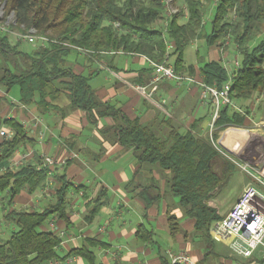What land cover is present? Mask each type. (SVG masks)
I'll return each instance as SVG.
<instances>
[{
    "label": "trees",
    "instance_id": "trees-1",
    "mask_svg": "<svg viewBox=\"0 0 264 264\" xmlns=\"http://www.w3.org/2000/svg\"><path fill=\"white\" fill-rule=\"evenodd\" d=\"M174 1L177 0H171ZM178 1L183 3L182 7L166 15L163 0H0L3 18L13 13L10 28H16L19 33L34 29L35 34L47 37L49 44L36 51L23 52L17 49V44H10L6 33H0V86H4L5 91L17 87L18 101L24 106L36 100L38 107L45 109L52 106L61 92H67L70 104L85 111L88 119L113 115L116 109L95 101L89 77L75 73L68 66L67 56L71 50L79 49L88 54L122 51L162 62L170 56L169 42L175 56L172 64L175 71L193 75V66L184 65L182 52L207 23L209 30L201 35L207 47L231 38L241 56L231 77L230 99L251 102L255 94L263 95L255 109L264 117V34L257 37L258 32L264 31V0H215L208 22L203 19L202 0ZM180 18H185L184 22H179ZM158 20L165 22L163 27L153 26ZM12 55L15 59L9 61ZM199 76L204 84L217 88L229 79L220 60L204 61L199 67ZM3 98L0 96V103ZM251 114L250 105L242 112L229 106L221 107L213 127L220 130L242 126ZM163 124L160 131L165 133L160 136L152 126L136 119L127 120L118 128L117 140L131 148L139 165H157L170 172V193L177 197V204L192 221L193 233L207 245L205 255H208L216 243L210 239L209 227L221 217L209 201L234 167L218 161V150L209 138L192 131L194 125L179 131L170 123ZM1 125L13 130V134L0 141V167L6 166L19 145L30 141L16 118L0 116ZM212 137L216 138L214 132ZM39 163H26L16 169L7 167L0 172V193H7L11 201L23 190L31 194L41 189L50 171L47 167L36 169ZM69 187L70 183L61 178L55 189V201L48 207L40 211L10 210L5 215L16 229L0 243V264H43L58 257L56 249L60 238L40 227L52 215L68 221ZM141 193L147 205L158 199L149 195L147 187ZM102 204L103 192H100L90 203L87 220L94 217ZM166 222L172 239L180 234L175 215L167 212ZM136 236L148 240L150 232L140 225ZM68 254L84 257L93 264L94 255L84 246ZM160 259L161 264H169L165 254H161Z\"/></svg>",
    "mask_w": 264,
    "mask_h": 264
},
{
    "label": "crops",
    "instance_id": "crops-1",
    "mask_svg": "<svg viewBox=\"0 0 264 264\" xmlns=\"http://www.w3.org/2000/svg\"><path fill=\"white\" fill-rule=\"evenodd\" d=\"M73 53L75 56H70ZM205 57L207 60H220L219 54L210 50H207ZM67 59L68 66L75 73L89 77L95 101L110 105L117 112L90 120L85 111L70 104L67 92H61L52 101V106L45 109H40L36 100L24 106L18 101L17 87L5 91V87L0 86V96L4 97L0 103V116L3 119L16 118L20 124L26 123L25 133L30 139L15 149L6 167L16 169L26 163L36 164L42 154L58 161L41 189L31 194L23 190L11 201L7 193H0V243L5 242L16 229L5 215L10 210L40 211L48 207L54 203L55 189L63 178L70 183L66 204L68 221L52 215L40 228L57 236L62 230L65 235L60 238L56 249L58 257L43 264H90L84 257L68 254L72 249L83 246L93 253V264H161L160 255L169 248L187 251L197 264H237V260L263 263L258 250L249 260H245L231 255L227 246L220 243L229 256L223 255L215 247L213 252L205 255L207 245L199 238L195 241L192 235L186 238L185 233H180L172 239L164 218L167 204L160 189L165 173L157 165H139L131 148L122 146L117 140L118 128L124 126L127 120L135 119L157 128L164 127L163 123L167 122L179 131L194 125L192 131L206 137L213 105L208 99H201L199 86L162 80L151 93L150 97H155L151 101L135 88L145 86L149 91L152 69L146 56L122 51L88 54L73 49ZM198 61L197 58L193 63H185L183 59L185 66H193L196 79H200L201 64ZM178 97L180 102L190 105L194 115L183 117L179 114V107L176 106ZM247 102L243 104L246 106ZM155 109L165 114L162 119H157ZM1 128L10 129L6 125H1ZM214 132L216 138H213V146L234 153L231 149H244L252 141H264V117L251 114L242 126L215 128ZM10 162L16 163L9 166ZM243 162L264 180V167L263 164L260 166V161ZM249 179L264 195V187L256 179ZM144 187H147L150 196L158 197L151 205L146 204L145 196L141 193ZM242 188L233 202L221 212L214 198L211 200L220 216L232 206ZM100 192H103V204L94 217L87 220L90 203ZM140 225L150 232L148 240L136 236ZM190 225L186 228L188 233L192 232Z\"/></svg>",
    "mask_w": 264,
    "mask_h": 264
},
{
    "label": "built area",
    "instance_id": "built-area-1",
    "mask_svg": "<svg viewBox=\"0 0 264 264\" xmlns=\"http://www.w3.org/2000/svg\"><path fill=\"white\" fill-rule=\"evenodd\" d=\"M165 6H167L168 0H163ZM168 9V7H167ZM174 11H168L166 15H169ZM0 13H2L0 6ZM19 39L28 43L48 42V38L35 34L34 29H30L25 33H18ZM147 58V57H146ZM147 61L152 69V74L149 82V91L145 86H135V88L144 96L150 97L151 93L157 88V84L162 80H172L175 83H194L199 86L201 90V99H208L212 105V114L209 124L210 141L215 146L212 132L215 129L213 127L214 119L216 118L221 107L229 106L239 112H242L240 108L234 105L233 100L230 99L228 91L231 85V77L233 72L238 66V61H233L232 64L225 66L229 79L222 85L221 88L216 86H208L202 82L201 79H196L190 74L177 73L172 64L167 62V58L162 62L153 61L147 58ZM23 129H27V124H21ZM233 128V127H232ZM13 130L0 129V137L2 139H8L12 136ZM42 135V134H41ZM16 162H10V165H14ZM58 163L52 156L42 154L40 157V163L37 164L36 169L43 167L49 168V171ZM234 163L240 166L242 170L246 171L248 175L256 179L263 187L264 180L257 177L254 172L247 169V164H240L236 161ZM6 166H2L1 171L6 170ZM9 168V167H8ZM65 235L64 231L58 232V237L62 238ZM210 239L216 243H221L227 246L231 254L236 257H240L245 260H249L253 253L258 250L263 259V263H258L254 260L247 262H239L238 264H264V195L252 184H247L243 187L235 202L228 209V211L222 215L219 219L212 222L209 227ZM115 254V253H114ZM169 264H197L196 261L185 250L166 249L164 252Z\"/></svg>",
    "mask_w": 264,
    "mask_h": 264
},
{
    "label": "rangeland",
    "instance_id": "rangeland-1",
    "mask_svg": "<svg viewBox=\"0 0 264 264\" xmlns=\"http://www.w3.org/2000/svg\"><path fill=\"white\" fill-rule=\"evenodd\" d=\"M204 2L203 4V9H204V22H208L210 15H212V10L213 7L215 5V0H202ZM167 6H165V12L168 13V11H176L177 9H180L183 5V3L181 1H174L171 2V0H168ZM2 8V13H0V33H6L8 38H9V42L10 44H17V49L23 52H31L32 50L36 51L37 49H41L43 47H47L49 44L47 42L45 43H40V42H36V43H28L26 41H22L21 39H19L18 37V31L16 28H10L9 24L14 22L13 19V15L10 13L7 17L3 18V6L2 4L0 5ZM168 7V9H167ZM185 18H180L179 22H184ZM164 21L158 20L154 23V27L155 28H161L164 25ZM209 30V26L207 25V23H205V25L202 27V30L200 31V35L195 39H193L192 41H190L184 48L183 52H182V58L184 59L185 63H193L195 62V60L198 58L199 59V64H202L204 61L207 60L206 56V52L207 50H210L211 52H217L220 56V61L224 66L229 65V68L231 67L230 64L233 63V61L237 60L239 62V59L241 58V56L238 54L235 44L233 43V40L231 38H225L224 40H222V42L220 43V45H218V43L213 44L212 46H206L204 39L201 38L205 32H207ZM264 34V31H260L257 33V37H261V35ZM167 51L168 53H170V56H168L169 58L167 59V62L170 64L174 63L175 60V56L173 54V50H171V46L170 43H167ZM172 53V54H171ZM70 56H75V54L73 53ZM15 59V57L10 56L9 57V61H13ZM11 65V64H10ZM12 66V65H11ZM184 72H181L180 74H182ZM155 97H149L148 100L154 101ZM263 99V95L261 94H255L253 97V100L251 102H247V105H250V107L253 110V114L256 113V109L255 107L257 106V103H259L261 100ZM179 97L176 103V106L179 107V114L182 115L183 117H187L189 114L190 115H194V111L193 109L190 107L189 104H184L182 102L179 101ZM180 102V103H178ZM234 105L237 108H240L241 110H244L245 104L246 102H242L240 100H233ZM199 103L197 104V107H199ZM246 105V106H247ZM162 107H164L163 105H161ZM153 109V107H151ZM165 109H167V106L165 107ZM154 112L156 113V117L157 119H162L164 117L165 114H161V112H159L158 110H154ZM165 113V112H163ZM260 116V113H256ZM211 120V118L209 119V121ZM152 128L157 132L158 135L160 136H164V131H160V128H157L153 125ZM183 130V129H181ZM214 132V130H213ZM215 133V132H214ZM207 138H210L209 132L206 131L205 133ZM254 142V141H252ZM250 143L248 146L246 145L244 149H231L232 151H234V153H229V151H226V149H217L218 153L220 154V159L218 160L219 162L222 163V165L226 162V163H230L232 164V166L234 167L229 173L227 178L220 184V186L218 187V190H214V196H213V200L214 203L216 204L218 210L221 212L223 210H225V208L231 204V202H233L234 197L236 196L237 192L239 191V189L243 186H247V184H253L249 178H252L248 175V173L244 170L241 169L240 166H237L234 161L240 163V164H244L243 161L246 162H251L254 159H257L258 161H260V166L262 165V168L264 167V141H259L254 142V143ZM247 148V149H246ZM238 150V152H236ZM236 152V153H235ZM144 166H149V165H144ZM247 169L249 171H252V168L248 165ZM162 173L164 174V182L163 185L160 187V189L163 192V199L165 200L167 206H166V213L168 212V214H172L175 215L177 217V220L179 222V227H180V233H185L186 238L191 237L189 235H192L193 240L196 241V238L198 239V237L193 233V231L191 233L187 232V227H189V225L192 223V221L190 219H188L182 209L180 208V206L177 204V197L173 196L170 193L169 190V177H170V172L169 171H163L161 170ZM254 185V184H253ZM257 187H259L258 185H256ZM209 205L212 206V201H209ZM166 213L164 218L166 219ZM190 223V224H189ZM167 224V222H166ZM187 225V226H186ZM191 226V225H190ZM186 231V232H185ZM160 245H163L160 243ZM175 246H177V244H175ZM174 246V247H175ZM207 246H205V249ZM214 247L216 250H220V252L225 255V256H229V252L223 248V246L220 243H215ZM176 248V247H175ZM233 255V254H231ZM239 263V260H237V264Z\"/></svg>",
    "mask_w": 264,
    "mask_h": 264
},
{
    "label": "water",
    "instance_id": "water-1",
    "mask_svg": "<svg viewBox=\"0 0 264 264\" xmlns=\"http://www.w3.org/2000/svg\"><path fill=\"white\" fill-rule=\"evenodd\" d=\"M2 6H3V4H2ZM2 8V7H1ZM11 14L13 15V13L11 12ZM228 151V150H227ZM229 153H230V151H229Z\"/></svg>",
    "mask_w": 264,
    "mask_h": 264
}]
</instances>
